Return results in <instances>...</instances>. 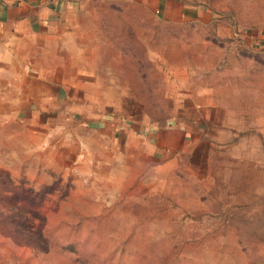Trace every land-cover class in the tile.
<instances>
[{"label":"rangeland","instance_id":"obj_1","mask_svg":"<svg viewBox=\"0 0 264 264\" xmlns=\"http://www.w3.org/2000/svg\"><path fill=\"white\" fill-rule=\"evenodd\" d=\"M81 4L0 122V264H264V0Z\"/></svg>","mask_w":264,"mask_h":264},{"label":"crops","instance_id":"obj_2","mask_svg":"<svg viewBox=\"0 0 264 264\" xmlns=\"http://www.w3.org/2000/svg\"><path fill=\"white\" fill-rule=\"evenodd\" d=\"M83 1L0 0V122L54 110L58 97L39 57L70 34Z\"/></svg>","mask_w":264,"mask_h":264}]
</instances>
